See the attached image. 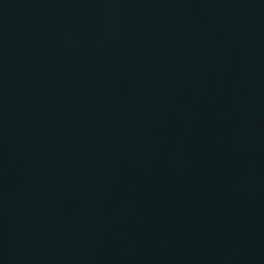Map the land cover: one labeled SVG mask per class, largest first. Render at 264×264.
Returning a JSON list of instances; mask_svg holds the SVG:
<instances>
[{
  "label": "water",
  "instance_id": "water-1",
  "mask_svg": "<svg viewBox=\"0 0 264 264\" xmlns=\"http://www.w3.org/2000/svg\"><path fill=\"white\" fill-rule=\"evenodd\" d=\"M0 264H264V0H0Z\"/></svg>",
  "mask_w": 264,
  "mask_h": 264
}]
</instances>
